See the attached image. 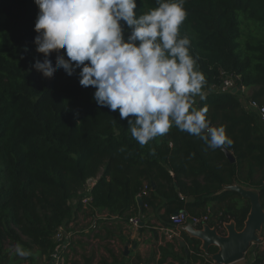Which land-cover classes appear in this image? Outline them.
<instances>
[{"label": "trees", "instance_id": "trees-1", "mask_svg": "<svg viewBox=\"0 0 264 264\" xmlns=\"http://www.w3.org/2000/svg\"><path fill=\"white\" fill-rule=\"evenodd\" d=\"M136 3L137 15L158 6L156 0ZM184 8L180 34L190 39L206 81V98L195 97V106L207 108L211 126L225 127L233 143L224 149L233 161L175 126L141 147L118 110L99 107L94 88L79 84V69L68 75L57 68L46 78L33 67L44 58L34 44V0H0V264H47L55 232L68 230L82 207L87 215H101L97 230L100 223L116 222L121 231L138 212L167 227L170 214L184 211L208 213L207 225L219 233L231 220L240 231L251 199L239 184L255 189L264 209V121L250 105L264 106V0H185ZM55 55L49 57L53 64ZM222 71L236 74V83L249 92L212 88L222 83ZM91 178V200L84 206L78 193ZM145 184L148 195L138 204ZM105 231L104 237L113 238L112 230ZM181 236L187 246L175 249V240L166 242L159 263L169 257L178 264H215L209 255L216 246L203 251L198 237L183 231ZM17 243L31 255L10 254ZM106 250L111 262L102 257L96 263L85 249L73 259L71 248L63 264L118 263L112 248ZM262 261L259 255L252 264Z\"/></svg>", "mask_w": 264, "mask_h": 264}, {"label": "clouds", "instance_id": "clouds-1", "mask_svg": "<svg viewBox=\"0 0 264 264\" xmlns=\"http://www.w3.org/2000/svg\"><path fill=\"white\" fill-rule=\"evenodd\" d=\"M34 3L39 9L34 44L44 58L33 67L46 78L57 68L68 75L79 69V84L94 88L99 107L118 110L141 147L173 126L212 149L232 145L224 126H211L207 108L195 106V97L206 98V81L190 53V39L180 34L185 0H156L157 7L140 15L136 0ZM10 254L27 258L31 252L17 243Z\"/></svg>", "mask_w": 264, "mask_h": 264}, {"label": "crops", "instance_id": "crops-1", "mask_svg": "<svg viewBox=\"0 0 264 264\" xmlns=\"http://www.w3.org/2000/svg\"><path fill=\"white\" fill-rule=\"evenodd\" d=\"M240 92L243 96V94L245 95V93H248L249 90L246 87L242 86ZM94 182L95 180L90 179L86 183V186L88 185V187H90L93 185ZM235 187H237V189H239L242 193L251 195L253 200V206L255 202H258L257 191L255 189L248 188L244 185L239 184H236ZM72 205L75 206V209H77L76 199L72 200ZM259 211V216L264 218V209L260 207ZM160 212H162V210ZM89 218L90 215H87L86 210L84 209V207H82L74 213L72 220L66 225L68 231H71L72 233L71 248H74V251L76 252L73 259L79 260L80 258L77 257L78 253L81 252V250L83 251V249H85L86 253V249L90 245L89 239L94 231H92L90 228ZM148 220H150L151 224L154 225L151 226V224H147V220H144V222L138 228H131L129 227L128 223H126L122 226L121 231H119V229H116V222H105L104 224H99L96 233L99 234V236L102 238L106 234V228L112 230L114 240H116L118 246L120 247L119 250L112 248V250L114 251V255L119 261L116 264H170L171 262H173L174 264H178L176 261H170L169 257H167L165 262L159 263V258L161 255L159 247L163 246L166 242H171L173 240L176 241L175 249L186 245V242L181 236V231L185 232L190 236L198 237L201 241L200 247L203 251L207 250V245L203 238L204 232L215 233L224 238H229L231 231H237L232 220L223 224L224 229L222 233H219L214 227H210L208 225H202L199 228H194L188 222H186L184 225L180 226L177 229L178 233L173 237V239L168 241L164 239V234L159 229L161 221L153 217H149ZM263 235L264 232L261 226L256 231L255 242L251 244L244 257L230 264H252V262L257 256L262 255L264 257V246L260 245L257 242L261 239V237H263ZM181 243L183 244L181 245ZM218 252L219 248H217V251L215 253L210 254L209 257L212 259L213 263L223 264L218 262L216 259V254ZM70 254L71 253H66L65 257L67 255L70 256ZM104 258L108 262L112 261V258L109 256L108 253L106 254V256H104Z\"/></svg>", "mask_w": 264, "mask_h": 264}, {"label": "built area", "instance_id": "built-area-1", "mask_svg": "<svg viewBox=\"0 0 264 264\" xmlns=\"http://www.w3.org/2000/svg\"><path fill=\"white\" fill-rule=\"evenodd\" d=\"M222 75H224L222 83L215 88L219 91H227L232 89L233 87H237L238 84L236 83L237 75L234 73H227L225 71L221 72ZM240 90V89H239ZM250 105L254 108H256L260 114V119L264 121V106H257L255 102H250ZM92 179V178H91ZM90 180V179H89ZM95 180V179H93ZM88 182V181H87ZM91 186L88 187L85 186V189L79 194L81 195V202L85 205L88 204V202L91 200V195L89 194ZM148 186L145 184L141 190L137 194V198L141 199L142 196L148 195ZM100 214H94L90 216V226L94 228V231H97L96 229V220L100 218ZM104 218V217H103ZM149 217H146L142 213L138 212L136 215H133L128 218V225L131 228H138L144 220H148ZM170 226H162L159 225V229L163 232V236L165 240H172L173 237L178 233L177 229L184 225L186 222H188L192 227L199 228L202 225H206L208 221V213L199 215V216H190L184 211H179L173 214H170L168 217ZM56 246L54 250L50 253V257L47 264H63L65 254L70 253L71 249V238L72 233L71 231H68L64 226H61L57 229L53 236ZM96 238L94 234L91 235L89 242L93 243L95 242ZM260 245L264 246V236L261 237L259 241H257ZM258 264H264V262H259Z\"/></svg>", "mask_w": 264, "mask_h": 264}, {"label": "water", "instance_id": "water-1", "mask_svg": "<svg viewBox=\"0 0 264 264\" xmlns=\"http://www.w3.org/2000/svg\"><path fill=\"white\" fill-rule=\"evenodd\" d=\"M242 85L239 84L237 87H233L231 89L232 93H235L237 90L241 89ZM226 156L229 158L230 161H233L234 158L232 154L223 149ZM246 194V193H244ZM251 199V208L250 213L247 217V220L244 222V227L240 231H231L229 238H224L215 233L204 232L203 238L206 242V249L209 245L216 246L219 248V252L216 254V259L218 262L223 264H230L233 263L241 258L244 257L245 253L256 240L255 234L256 231L263 225L264 218L259 216L260 213V203H254L250 194H246ZM138 204L141 203V199L137 198ZM183 243H181L182 245Z\"/></svg>", "mask_w": 264, "mask_h": 264}, {"label": "rangeland", "instance_id": "rangeland-1", "mask_svg": "<svg viewBox=\"0 0 264 264\" xmlns=\"http://www.w3.org/2000/svg\"><path fill=\"white\" fill-rule=\"evenodd\" d=\"M90 225V223H89ZM207 225V224H206ZM96 240L93 243H90V245L87 247V251L86 253L89 254V252L94 254L95 257V262L97 263L99 261L100 258L106 256L107 254V250L106 248H114V249H120V247L118 246L116 240H114L111 237H104V238H100V237H95ZM83 251L81 250V252L78 253L77 257L80 258V254H82Z\"/></svg>", "mask_w": 264, "mask_h": 264}]
</instances>
